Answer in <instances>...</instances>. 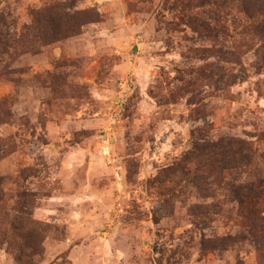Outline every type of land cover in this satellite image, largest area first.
Returning a JSON list of instances; mask_svg holds the SVG:
<instances>
[{"label": "rangeland", "instance_id": "obj_1", "mask_svg": "<svg viewBox=\"0 0 264 264\" xmlns=\"http://www.w3.org/2000/svg\"><path fill=\"white\" fill-rule=\"evenodd\" d=\"M63 1L0 0V177L39 224V264H259L248 243L203 246L243 230L228 184L264 173L262 150L211 172L198 151L264 147V53L240 2L68 0L97 21L24 47L33 11ZM13 246L0 264H19Z\"/></svg>", "mask_w": 264, "mask_h": 264}, {"label": "trees", "instance_id": "obj_2", "mask_svg": "<svg viewBox=\"0 0 264 264\" xmlns=\"http://www.w3.org/2000/svg\"><path fill=\"white\" fill-rule=\"evenodd\" d=\"M238 1L251 21L249 27L257 34L259 49L264 53V0ZM214 3L218 4V0ZM32 15L33 24L24 27L26 34L31 37L27 43L23 41L26 44L24 47L32 46L34 42L49 45L79 35L85 25L97 21V15L92 10H77L74 3L68 0L34 10ZM197 21L195 18L190 20L192 25H200ZM201 26L211 29V26L204 22H201ZM255 137L259 143L264 144V130ZM255 146L247 140L225 137L209 145L198 146V151L200 156L206 158V163L209 161L211 172L215 168L214 163L218 161L214 158L224 157L228 164H243L248 167L262 150L259 155L264 159V147L261 149ZM10 147L7 141L0 139V160L11 153ZM203 175L202 173L200 176ZM216 178L214 183L217 182ZM199 179L200 183L197 181ZM192 181L196 182L197 186L210 184L206 177H199L197 173ZM228 185L227 200L231 204L228 213L237 216L243 230L235 235L229 234L219 240L204 243V250L224 251L232 245L248 243L254 247L259 264H264V173L250 175ZM9 202L5 179L0 177V244L7 243L18 248L15 259L19 264H39L42 261L44 241V238L37 236L36 229L39 224L30 217V213L18 211L16 206ZM20 231H25V235L18 236ZM16 238H19V241ZM60 264L66 263L63 261Z\"/></svg>", "mask_w": 264, "mask_h": 264}]
</instances>
